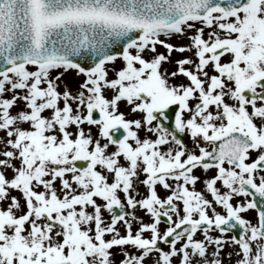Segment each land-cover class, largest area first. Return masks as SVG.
Here are the masks:
<instances>
[{"label": "snow or ice", "instance_id": "1", "mask_svg": "<svg viewBox=\"0 0 264 264\" xmlns=\"http://www.w3.org/2000/svg\"><path fill=\"white\" fill-rule=\"evenodd\" d=\"M0 264H264V0H0Z\"/></svg>", "mask_w": 264, "mask_h": 264}]
</instances>
